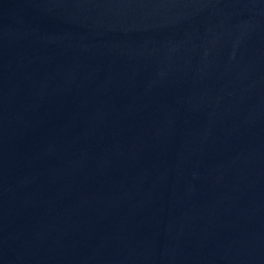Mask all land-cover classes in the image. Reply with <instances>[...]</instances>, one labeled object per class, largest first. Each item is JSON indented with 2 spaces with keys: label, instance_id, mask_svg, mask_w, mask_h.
<instances>
[{
  "label": "water",
  "instance_id": "water-1",
  "mask_svg": "<svg viewBox=\"0 0 264 264\" xmlns=\"http://www.w3.org/2000/svg\"><path fill=\"white\" fill-rule=\"evenodd\" d=\"M0 264H264V0H0Z\"/></svg>",
  "mask_w": 264,
  "mask_h": 264
}]
</instances>
